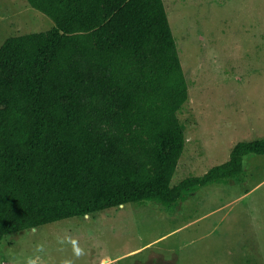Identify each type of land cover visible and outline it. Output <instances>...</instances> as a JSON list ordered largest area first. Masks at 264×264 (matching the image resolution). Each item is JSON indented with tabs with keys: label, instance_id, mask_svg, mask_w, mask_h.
Returning <instances> with one entry per match:
<instances>
[{
	"label": "trees",
	"instance_id": "trees-1",
	"mask_svg": "<svg viewBox=\"0 0 264 264\" xmlns=\"http://www.w3.org/2000/svg\"><path fill=\"white\" fill-rule=\"evenodd\" d=\"M27 2L54 27L0 46V243L129 203L171 207L264 155V137L239 141L171 185L188 85L163 0Z\"/></svg>",
	"mask_w": 264,
	"mask_h": 264
},
{
	"label": "rangeland",
	"instance_id": "rangeland-1",
	"mask_svg": "<svg viewBox=\"0 0 264 264\" xmlns=\"http://www.w3.org/2000/svg\"><path fill=\"white\" fill-rule=\"evenodd\" d=\"M188 100L178 113L186 145L171 180L202 176L239 141L264 137V0H163ZM53 20L27 0H0V46L50 30ZM69 234L84 254L76 257ZM43 244L38 264H264V155L244 172L187 193L171 207L129 203L7 235L0 264H22Z\"/></svg>",
	"mask_w": 264,
	"mask_h": 264
},
{
	"label": "clouds",
	"instance_id": "clouds-1",
	"mask_svg": "<svg viewBox=\"0 0 264 264\" xmlns=\"http://www.w3.org/2000/svg\"><path fill=\"white\" fill-rule=\"evenodd\" d=\"M57 241L59 244H71L73 246V253L76 257H80L84 254V250L79 247L78 243L72 239V237L65 233L63 236H58ZM45 252V247L43 244L36 245V251L24 258L22 264H38L39 255ZM62 264H73L71 260H64Z\"/></svg>",
	"mask_w": 264,
	"mask_h": 264
}]
</instances>
